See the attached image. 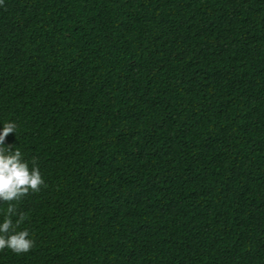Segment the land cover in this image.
Wrapping results in <instances>:
<instances>
[{"label":"trees","instance_id":"obj_1","mask_svg":"<svg viewBox=\"0 0 264 264\" xmlns=\"http://www.w3.org/2000/svg\"><path fill=\"white\" fill-rule=\"evenodd\" d=\"M7 121L48 187L0 264H264V0H4Z\"/></svg>","mask_w":264,"mask_h":264},{"label":"clouds","instance_id":"obj_2","mask_svg":"<svg viewBox=\"0 0 264 264\" xmlns=\"http://www.w3.org/2000/svg\"><path fill=\"white\" fill-rule=\"evenodd\" d=\"M4 0H0V6ZM18 126L15 122H4L0 134V253L5 250L17 255L29 253L35 247V241L27 230H19L28 219L24 212L18 211L17 205L32 193H39L48 187L35 158L30 163L19 147H6V138L15 133ZM13 217H18L15 222Z\"/></svg>","mask_w":264,"mask_h":264}]
</instances>
